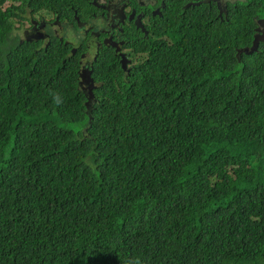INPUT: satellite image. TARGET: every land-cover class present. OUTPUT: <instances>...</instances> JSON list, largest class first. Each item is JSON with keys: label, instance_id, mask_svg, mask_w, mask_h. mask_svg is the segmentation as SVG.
I'll use <instances>...</instances> for the list:
<instances>
[{"label": "trees", "instance_id": "obj_1", "mask_svg": "<svg viewBox=\"0 0 264 264\" xmlns=\"http://www.w3.org/2000/svg\"><path fill=\"white\" fill-rule=\"evenodd\" d=\"M91 2L0 0V264H264V3L168 5L92 96L69 46L17 35Z\"/></svg>", "mask_w": 264, "mask_h": 264}, {"label": "flooded vegetation", "instance_id": "obj_2", "mask_svg": "<svg viewBox=\"0 0 264 264\" xmlns=\"http://www.w3.org/2000/svg\"><path fill=\"white\" fill-rule=\"evenodd\" d=\"M247 2L251 5L264 3L260 0H93L90 3L93 9L87 20L79 18L77 11L73 15L74 22L60 21L59 17L49 12L29 15L24 20L28 28L23 26L25 30L22 38L29 42L36 41V43L43 40L42 45L39 43L36 45L38 50L51 44L52 38L62 45L69 46L72 55H78L81 85L89 91L91 84L92 87L95 85L96 89L98 88L95 75L97 68H102L99 62L105 53L118 59L116 64L123 70L124 77L129 74L137 59L143 57L147 51L139 52L138 56H135V52L130 48V38L126 35V31L135 36L139 32L138 34L143 35L147 40L155 38L154 32L149 31L153 30L159 18H163L168 5L175 3L177 9L180 4L187 9L203 6L210 9L216 8L219 18L224 21L229 18L231 7L235 8ZM138 19L147 35L137 29ZM254 20L256 26L250 48L253 47L255 35L264 34V17H255ZM67 29L68 36L64 34ZM130 30L134 31L130 32ZM123 58L128 61L125 68H123Z\"/></svg>", "mask_w": 264, "mask_h": 264}, {"label": "water", "instance_id": "obj_3", "mask_svg": "<svg viewBox=\"0 0 264 264\" xmlns=\"http://www.w3.org/2000/svg\"><path fill=\"white\" fill-rule=\"evenodd\" d=\"M136 24H137V29L141 30L142 32H144L147 35V32L144 29V26L140 22V19H138ZM261 42H264V34L258 33V34L255 35V40H254V43H253V47L245 49L244 51L247 52L248 54L258 51ZM127 63H128V61L126 60V58H123V68L126 67Z\"/></svg>", "mask_w": 264, "mask_h": 264}, {"label": "clouds", "instance_id": "obj_4", "mask_svg": "<svg viewBox=\"0 0 264 264\" xmlns=\"http://www.w3.org/2000/svg\"><path fill=\"white\" fill-rule=\"evenodd\" d=\"M145 29V28H144ZM80 75V74H79ZM95 82L98 84V88L100 87V84L101 83H98L97 82V80L95 79ZM78 85H79V87H81V88H83L84 89V85H81V80H80V76H79V79H78ZM89 85V84H88ZM93 85H94V83H93ZM85 90V89H84ZM96 90V86L94 85L93 87H92V84L90 85V90L88 91V90H85L86 92H90L91 93V95L92 96H94V91Z\"/></svg>", "mask_w": 264, "mask_h": 264}, {"label": "rangeland", "instance_id": "obj_5", "mask_svg": "<svg viewBox=\"0 0 264 264\" xmlns=\"http://www.w3.org/2000/svg\"><path fill=\"white\" fill-rule=\"evenodd\" d=\"M24 25H25V28L27 29V28H28V24L25 23ZM25 28H24L23 30H19V31L17 32V35H18V36H24V30H25ZM64 34H65L66 36L69 35V31H68V29L65 30ZM17 35H14V36H17ZM18 36H17V37H18Z\"/></svg>", "mask_w": 264, "mask_h": 264}]
</instances>
